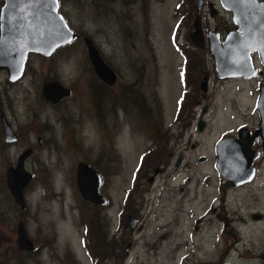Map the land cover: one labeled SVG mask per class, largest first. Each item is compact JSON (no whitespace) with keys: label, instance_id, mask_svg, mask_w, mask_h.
<instances>
[{"label":"rangeland","instance_id":"1","mask_svg":"<svg viewBox=\"0 0 264 264\" xmlns=\"http://www.w3.org/2000/svg\"><path fill=\"white\" fill-rule=\"evenodd\" d=\"M2 2L0 0V8ZM180 2H183L181 10L185 11L187 6L184 4L188 0H115L113 3L108 0H59L60 12L78 37L50 57L30 53L23 77L14 83L9 82L5 70H0V113L6 115L19 134L16 142L6 143L0 124V264H89L86 224L92 222L91 207L94 205L79 193L77 164L85 161L100 171L103 177L100 193L112 199L113 211H116L124 199V192L134 184L132 180L149 139L135 123L133 113L123 111L119 120H115L114 142L106 139V130L102 129V115L105 114L100 94L102 82L88 59L83 36L91 38L105 62L122 74L127 72L130 76L132 73V70H122L125 62H132L129 58H156L154 97L155 100L161 94L165 97V126H172L177 134L180 128L170 125L169 121L174 115L175 99L180 97L183 89L178 67L184 56L180 49L184 31L180 28L181 12H175ZM144 7L147 12H143ZM50 79H58L72 90V94L57 105L47 102L41 94L43 82ZM211 89L213 97L205 132L199 133L194 128L185 132V139L190 137L198 145L195 151L188 153L187 166L181 168V176L170 183L171 189L176 191L172 193L171 203L163 188L168 174L160 175L154 185L160 189L157 199L151 188L144 194L139 192L138 199L149 222L136 238L138 244L127 264H174L180 253L170 260L167 242L159 243L158 255L149 254L145 242L166 237L163 226L169 220L180 219L182 222L187 218L185 228L190 229L191 211L195 216L201 207L191 208L176 200L180 198V185L186 183L183 182L185 176L191 175L192 187L201 181L203 188L206 177L201 173L208 171L211 174L214 143L238 123H249L255 118L247 95L245 98L231 92V85L220 82H212ZM188 105L186 103L185 107ZM187 109L191 115L193 110ZM38 137L42 138L41 144ZM28 147L32 148V153L25 161V168L34 173V178L24 188L26 206L22 210L7 189L6 170L16 164L19 154ZM104 148L108 150L107 159L102 155ZM199 153L209 157L206 164L197 162ZM152 162L147 155L137 173ZM209 179H212L211 175ZM254 181L242 191H231V205L237 202L249 208L242 210L243 213L264 208L256 201L263 198L264 165ZM157 202L160 205L157 213L150 214ZM177 211H183V214ZM171 212L172 215L168 214ZM154 216L159 219L154 220ZM19 220L23 221L26 233L34 243L32 251L18 249L16 227ZM178 231L173 234L182 240V230L179 228ZM241 233L246 242L261 249L264 224L241 225ZM186 238L190 243L187 233Z\"/></svg>","mask_w":264,"mask_h":264},{"label":"flooded vegetation","instance_id":"2","mask_svg":"<svg viewBox=\"0 0 264 264\" xmlns=\"http://www.w3.org/2000/svg\"><path fill=\"white\" fill-rule=\"evenodd\" d=\"M258 4L264 5V0H257ZM184 5L187 6L185 11L181 10L183 2L177 3L175 7V12H181L180 28L184 31L183 47L180 46L184 56L178 67L183 89L180 97L175 99L174 115L169 121L170 125L173 124L176 128H180L177 134H174L172 126H165L167 120L165 97L163 98L162 94L157 96V100L154 97L152 86L156 74L155 57L129 58L132 62H125L126 66H123L122 70H132L130 76L127 72L122 74L115 71L108 64L115 71L117 80L112 85L101 80L102 92L100 94L105 108V114L102 115V129L106 130V139L114 142L115 120H119L120 112L123 111L126 114L132 112L135 123L149 139V145L144 151L149 158L153 159V162L140 174L137 173L138 169L135 171L136 174L132 180L134 184L124 192L125 196L120 201L118 210L113 211L112 199L101 193L107 200L106 203H91L94 205L91 207L93 208L90 219L92 222L86 224L89 264H127V261L134 255L133 249L138 244L136 238L146 229V224L149 222V218H145L143 214L144 207L138 199L139 192L144 194L151 188L157 199L156 194L160 192V189L159 187L154 188V185L158 183L160 175L168 174L164 179L163 188L167 190L168 202L171 203L172 193L176 191L171 189L170 183L181 176V168L187 166L188 153L195 151L198 145L190 137L185 139V132L194 128L197 132L203 133L208 125L207 115L211 97H213L210 94L212 82L231 85V92L239 93L245 98L247 95L248 101H251V110L255 112L254 120L249 123H238L222 137L231 136L234 142L231 144V149H235L234 145L238 142L245 150L247 157L252 158L249 165L254 173L253 178L249 182L233 186L220 176L216 168L217 143L222 137L218 138L213 145L211 158L213 169L210 175L212 179H209V172L204 171L201 175L206 177V185L202 188L200 181L192 187L191 175H186L183 180L186 183L179 187L180 198L176 199L177 201L189 207L192 206L191 208L196 207L195 205L201 207L200 213L195 216L191 211L190 229L185 228L188 226L185 222L187 218L182 222L180 219L176 222L169 220L163 226L164 231L167 232H165L166 237L159 238L158 241L155 239L151 242L146 241L145 249L149 254L158 255L159 246L162 242H167L170 260L180 253L174 264H264V243L261 249H255L256 245L246 242L241 233V225L264 224V208L243 213L242 210L249 208L238 205L237 202L231 205V191H242L249 184H253L264 165V124L261 118V109H264V7H261L263 12H255L258 9L251 10V6L246 5L243 0L240 2L231 0V10L225 9L221 0H199V5L193 0H188ZM196 20L201 29L200 46L195 44L191 36ZM177 24L176 30L179 22ZM230 34L231 76L219 77L216 62L210 50V42L220 44ZM195 40L198 38L196 37ZM176 47L179 48L178 45ZM248 48L249 53L246 56ZM9 82L12 81L9 80ZM64 98L56 104H51L57 105ZM186 103L189 105L185 107ZM188 107L193 110L191 115ZM204 109L205 112L202 114ZM2 114L6 119L7 117L4 113H0L3 133ZM200 116L205 122L202 131L197 128ZM8 122L12 126L11 122ZM14 131L18 137V132ZM38 141L41 144L42 138L38 137ZM107 153L108 150L104 148L102 155L106 159ZM179 157L180 163L176 166ZM196 160L204 165L209 161V157L199 153ZM90 165L97 169L92 164ZM262 195L263 198L256 201L264 207V190ZM157 203L152 206L150 214L157 213V208L160 207ZM177 213L183 214V211H177ZM153 219L158 220L159 218L154 216ZM192 221L196 224H192ZM179 228L180 231L182 230V240L179 235L173 234L179 232ZM186 233L191 239L190 243L186 238ZM191 255L194 257L189 258ZM138 259L137 256L136 262ZM141 264L147 263L141 262ZM148 264H155V262Z\"/></svg>","mask_w":264,"mask_h":264},{"label":"water","instance_id":"3","mask_svg":"<svg viewBox=\"0 0 264 264\" xmlns=\"http://www.w3.org/2000/svg\"><path fill=\"white\" fill-rule=\"evenodd\" d=\"M240 1L235 0V2ZM193 2L199 5V0H193ZM221 3L225 9L231 10V0H221ZM59 8V0H56L55 7L50 11L44 6L43 0L34 5H30L28 0H3L0 8V13L4 17L3 20H0V70L7 72L10 81L15 82L23 77L30 53L50 57L58 48L71 43L78 37ZM255 8L258 9L255 12H263L259 4ZM194 26L192 40L197 46H200L201 29L198 20L195 21ZM196 37L198 40H195ZM83 41L96 76L108 85L114 84L117 80L115 71L105 62L91 38L84 36ZM210 50L216 62L218 76H231V34L220 44L210 42ZM248 53L249 48L246 56ZM41 92L44 99L53 104L71 95V89L63 86L58 80L44 81ZM261 110L262 124H264V109ZM204 112L205 109L202 114ZM204 123L200 116L197 122L199 131L204 129ZM2 128L6 143H14L18 140L15 131L3 114ZM232 142L233 138L229 135L218 141L216 168L222 178L230 182L231 185L237 186L251 181L254 173L249 165L252 158L247 157L245 150L238 142L234 145L235 149L232 150ZM31 153L30 147L23 150L19 154L16 164L9 166L6 170L7 189L14 202L22 210L26 206L23 195L24 188L34 178V173L25 168V161ZM179 163L180 157L176 166ZM155 171L157 172V170ZM76 181L79 193L85 201L93 204L106 203L107 200L99 192L102 183L99 170L93 168L89 163L80 161L76 167ZM16 232L18 249L32 251L34 243L27 235L22 220H19Z\"/></svg>","mask_w":264,"mask_h":264},{"label":"snow or ice","instance_id":"4","mask_svg":"<svg viewBox=\"0 0 264 264\" xmlns=\"http://www.w3.org/2000/svg\"><path fill=\"white\" fill-rule=\"evenodd\" d=\"M30 5H34L36 3H40V0H28ZM243 2L246 5L251 6V10H255V6L257 5V0H243ZM44 6L46 8H48V10L50 11L51 8L55 7L56 4V0H43ZM260 7H264V5L260 6ZM3 14L0 13V20H3Z\"/></svg>","mask_w":264,"mask_h":264},{"label":"trees","instance_id":"5","mask_svg":"<svg viewBox=\"0 0 264 264\" xmlns=\"http://www.w3.org/2000/svg\"><path fill=\"white\" fill-rule=\"evenodd\" d=\"M108 1H110L111 3L115 2V0H108ZM147 11H148L147 7H144V8H143V12H147ZM98 97H99V96H98ZM98 100H99V99H98ZM146 155H147V154H146L145 152L141 155V157H140V166L138 167V171H139L141 165L143 164Z\"/></svg>","mask_w":264,"mask_h":264}]
</instances>
